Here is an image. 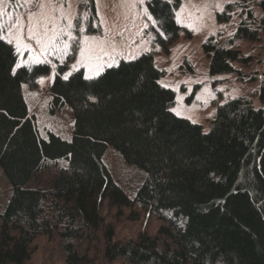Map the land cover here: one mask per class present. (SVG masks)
<instances>
[{
    "label": "trees",
    "instance_id": "1",
    "mask_svg": "<svg viewBox=\"0 0 264 264\" xmlns=\"http://www.w3.org/2000/svg\"><path fill=\"white\" fill-rule=\"evenodd\" d=\"M181 1L146 3L156 21L154 43L165 52L182 30L175 20ZM81 5L96 18L95 0ZM257 6L264 10V0ZM236 8L227 4L218 21H228ZM248 13L252 24L243 19L234 36L257 39L264 16L257 22ZM231 46L217 45L214 37L204 42L212 75L234 72L235 61L252 59ZM16 60L14 46L0 40V168L11 187L0 212V264H27L33 241L53 228L62 239L65 264H88L78 247L103 228L104 201L120 210L150 212L161 222L156 235L142 232L122 242L113 240L114 230L107 226L103 257L108 263L264 264V62L260 107L246 96L227 98L206 132L170 111L175 91L160 84L163 71L151 52L121 60L92 79L81 68L65 80L69 66L57 64L50 111L71 110L72 133L64 139L40 133L23 93V85L36 89L50 67L15 68ZM108 146L145 172L133 198L102 161ZM60 159L67 167L48 189L27 187L46 161Z\"/></svg>",
    "mask_w": 264,
    "mask_h": 264
},
{
    "label": "rangeland",
    "instance_id": "2",
    "mask_svg": "<svg viewBox=\"0 0 264 264\" xmlns=\"http://www.w3.org/2000/svg\"><path fill=\"white\" fill-rule=\"evenodd\" d=\"M86 1L88 2L67 0V3L61 5L54 0H0V35L6 36L10 28L15 32L13 26L20 19L24 24V42L31 45V48H22L17 53L15 65H36L38 63L33 59L36 58L47 63L52 72L57 64L67 63L69 70L66 74L82 68L86 77L94 78L98 75H93L90 65L92 68L99 67L100 74L106 67L116 66L121 60L129 61L142 53L151 52L155 66L163 71L160 84L175 91L172 108L179 111L178 116L201 124L205 132L209 130L210 121L215 117L216 107L227 98L246 96L251 98L255 108L260 107L258 90L264 62V29H259L257 39L234 36L243 19L249 25L252 24L248 11L254 14L257 22L262 19L264 10L257 6L260 0H182L175 10V20L182 30L170 44L168 52L154 43L156 34L151 29L152 25L156 26V21L147 8L148 0H95L96 18L92 19L90 8L81 5ZM40 3L45 5L44 12L51 14L55 7V15L59 18L62 8L64 15L73 20V39H68L67 32L60 38L61 45L64 42L70 45L62 57L59 48L55 53L51 49L42 52L35 40L27 36L28 14L39 13ZM229 3L236 4L237 7L231 18L228 21H218L217 14L224 11ZM60 26L65 27L66 21L61 20ZM80 28L84 31H79ZM185 30L191 31L192 35L187 36ZM84 37L89 38L86 44ZM210 37L215 38L217 45H232L244 57L251 56L252 59L247 64L235 61L234 72L212 75L209 72V59L203 50L204 42ZM12 45L15 48V41ZM81 47H86V54L93 57L90 62L77 63L81 60ZM73 65L76 67L73 68ZM41 80L43 83H40ZM49 80V76L41 77L36 89L23 85V93L30 108L29 114L43 136L51 131L69 139L73 114L67 106L50 111ZM190 96L192 100L188 102L187 98ZM102 161L115 182L133 198L145 178V172L136 165L124 162L120 154L110 146L103 154ZM64 167H67L65 159L46 161L42 169L28 181L27 187L48 189ZM10 194L11 187L0 168V212L6 206ZM100 213L103 228L97 232L96 238L87 239L78 247L80 254L87 253L88 264H124L120 259L108 263L103 257V230L107 226L114 230L113 240L122 242L135 239L142 232L154 236L161 225L157 216L150 212L138 208L120 210L110 206L107 201L102 203ZM27 264H65L62 239L56 228L49 235L36 237L31 245V257Z\"/></svg>",
    "mask_w": 264,
    "mask_h": 264
},
{
    "label": "snow or ice",
    "instance_id": "3",
    "mask_svg": "<svg viewBox=\"0 0 264 264\" xmlns=\"http://www.w3.org/2000/svg\"><path fill=\"white\" fill-rule=\"evenodd\" d=\"M55 3H60L61 5L67 3V0H54ZM39 7L41 11L39 13H33L30 12L28 14L27 20V36L28 38L35 40L36 44L39 45L40 50L42 52H47L49 49L52 50L53 53L57 51V49H60L61 57L63 54L66 53V51L69 49L70 45L67 42H64L61 45V37L62 35L67 32L68 39H73L71 29L73 27V20L69 17H66L64 15V12L61 8L59 13V18L55 15L57 9L53 7L52 13H46L43 11L45 5L43 3L39 4ZM65 20L66 26L61 27L60 21ZM15 32L11 30V28L8 30L7 35H0V40L6 41L8 45L13 44V41H15V50L17 53L20 52L22 48H31V45L24 42V38L22 36V30L24 29V24L20 19L16 20L15 25ZM79 31H84L83 28H80ZM88 37H84L85 44L88 41ZM87 49L86 47H81L80 50V56L81 60L77 63H83L85 61H91L93 57L91 55H87ZM35 62L39 63L40 61L36 58H33ZM21 65L20 63H17L15 65V68H19ZM76 65H73V68H75ZM15 68H13V73H15ZM100 68H92L90 65V71H92L93 75H99ZM71 73L65 74L64 79H69V76ZM88 79H92V76L87 77ZM40 83H43V80L40 81ZM167 86V85H165ZM199 99V97H198ZM170 111L175 112L177 115H180L179 111L176 108L170 109Z\"/></svg>",
    "mask_w": 264,
    "mask_h": 264
}]
</instances>
